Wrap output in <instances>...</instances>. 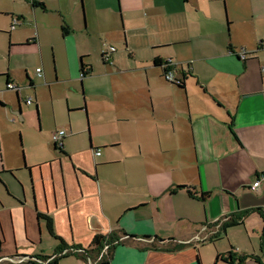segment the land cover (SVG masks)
Here are the masks:
<instances>
[{"label":"crops","instance_id":"0c3cea01","mask_svg":"<svg viewBox=\"0 0 264 264\" xmlns=\"http://www.w3.org/2000/svg\"><path fill=\"white\" fill-rule=\"evenodd\" d=\"M61 1L29 0L26 11L3 12L12 25L18 20L15 43L42 51L45 40H65L80 28L81 42L66 47V61L83 96L81 62L90 65L93 48L116 51L108 61L101 56L90 127L71 139L72 128L66 131L62 152L47 144L48 156L27 163L15 149L6 156L2 116L1 264L42 257V264H97L95 255L69 253L120 232L134 238L113 249L110 264H264V0H246L250 30L232 36L235 20L224 0ZM33 21L34 38L20 41ZM164 66L183 85L166 81ZM94 75L91 66L87 77ZM0 77L6 90L24 80L9 70ZM25 83L35 89L27 72ZM7 94L0 88V113ZM29 99L38 114L37 97ZM15 113L22 119L20 106ZM86 134L89 143L79 139ZM231 218L238 224L225 230ZM180 243L188 246L171 251Z\"/></svg>","mask_w":264,"mask_h":264},{"label":"rangeland","instance_id":"374dc122","mask_svg":"<svg viewBox=\"0 0 264 264\" xmlns=\"http://www.w3.org/2000/svg\"><path fill=\"white\" fill-rule=\"evenodd\" d=\"M28 3L29 0H0V75L2 72L9 70L24 79L23 83H21L17 77L16 84L19 87H25L27 86L26 83L24 84L27 72L29 78L35 83V89L28 87L21 89V100L20 104H18L16 92L6 90L5 78L0 77V88L9 93L7 94L9 103L6 108V114L0 113V120H2L3 116L1 134L5 154L8 156L9 152H11L10 156H12V150L14 152L15 149L16 156L21 155V158L24 157L26 163L28 157L30 158L40 152L48 156L51 150L53 151L51 136L54 131L64 130L70 132V128H72V136L68 138L71 139L77 134L75 132L87 129V122H89L90 127V120H93V88L97 82L96 74L101 71L100 65L103 62L101 58L102 49L99 53L98 48H93V57L88 61L93 66L95 75L82 79L83 96L80 92L81 84L78 80L73 81L70 77L66 61V47H71L73 43L79 44L81 42V38H79L81 34L80 28L74 27L71 29V34L65 40L57 39L53 42H51V39L45 40L42 51L38 47H23L21 46L23 43H15L16 39L13 35L15 29H20V26L15 27L11 31V37L9 38L7 33L12 28V20L1 16V14L4 15L3 12L13 9L26 11L25 4L28 5ZM69 3V0L60 2L63 7H67ZM224 4L229 22L233 23L231 19L235 20V24L230 26L229 35H233V30H235V33L247 34L248 30H250V19L248 14L249 4H246V0H224ZM48 17L49 19L46 20ZM48 17L44 21L46 22L43 25L45 27L49 25V20L53 19L54 16ZM31 25L33 28L30 27V30L26 31L19 39L20 41H23V38H27L31 34L30 39L34 38V21ZM75 25L79 26L78 23ZM105 50L111 52L112 48L107 47ZM126 60H128V57ZM37 68L44 70L45 79L36 76ZM55 72L58 75L57 82L54 81ZM75 74L81 79L79 70L78 72L75 71ZM35 97H37L39 106L38 114L35 110V104L28 106L23 101ZM85 102L87 113L84 110ZM19 106L22 119L15 113L19 110ZM79 139H86V142L89 143L88 134L81 135ZM47 144L48 148H52L50 152L46 149Z\"/></svg>","mask_w":264,"mask_h":264},{"label":"trees","instance_id":"16d2710c","mask_svg":"<svg viewBox=\"0 0 264 264\" xmlns=\"http://www.w3.org/2000/svg\"><path fill=\"white\" fill-rule=\"evenodd\" d=\"M35 6H39L44 8L43 4H35ZM83 59V58H82ZM159 64V63H157ZM169 64V63H168ZM171 64V63H170ZM81 73H82V77H87L91 74V65H86L83 63V61L81 62ZM183 85V82L182 84ZM232 127V125H230ZM181 188V187H179ZM169 193L174 192L173 189H170L168 191ZM190 196L195 198V195L191 192V190L188 191ZM210 194L209 193H203L202 196L200 197V200L202 201H206L209 198ZM238 224L237 222V218H231L230 221H228L225 225H224V229L226 230V228L231 227V226H236ZM48 229L50 234L56 238H57L52 230V226H51V222H48ZM121 237V238H120ZM129 238H134L131 235H127L125 232H120V236L116 235L115 233L110 234L108 236H102V235H98L94 238L92 245L89 249L85 250V249H80V250H76L75 253H69L72 254L71 256L75 255L76 252H78L77 256L83 258V259H87L88 257L91 258L92 255H95L94 259L96 261H98L97 264H110V257H111V252L113 251V249L119 245L120 243H122L124 240L129 239ZM60 240V239H59ZM61 245H62V249H64L63 247H65V243L61 241ZM188 244L187 243H180L177 245H174L173 250L171 251H178L181 250L185 247H187ZM262 246L264 247V234L262 236ZM152 247L154 249H156L157 247L155 245H152ZM60 248V249H61ZM68 252L65 253V255L62 256H67ZM48 258L42 257L41 259H33L30 258L26 261H24L22 264H42L44 261H46ZM60 259H54L53 261H49L46 264H59ZM243 261V260H242Z\"/></svg>","mask_w":264,"mask_h":264},{"label":"built area","instance_id":"2783aa9c","mask_svg":"<svg viewBox=\"0 0 264 264\" xmlns=\"http://www.w3.org/2000/svg\"><path fill=\"white\" fill-rule=\"evenodd\" d=\"M17 23H18V20L17 19H14L13 25H12V30L15 29ZM113 52H115V49H112L111 52L104 51L103 52V58H104V60H106V61L110 60V57H111V55H112ZM238 56L242 60H247L249 58V54L246 51H240L238 53ZM168 63H167V66H171L172 65V64H170L171 62H168ZM167 66L166 67L165 66L163 67V70H164L163 77H164V79L166 81L174 84V85H179L180 86L182 84V80H179V79L175 78L174 77V74H173V71L169 70L167 68ZM36 72H37L36 73L37 77H39V78H42L43 77V72H42L41 69H37ZM262 72H264V67H262ZM7 89L10 90V91L13 90L15 92H19V90H20V88L18 86L14 85L13 83H8L7 84ZM26 103L28 105H32L33 101H32V99H28L26 101ZM65 137H67L66 131H64V130L57 131L52 136V143H53V145H55L57 148L61 149L63 147V141H64ZM96 155L97 156H100V152H97ZM260 184H261L260 183V180H258L256 183L253 184L252 190H256L260 186ZM195 240L196 241H199V242H204V241H206V238H201V237L197 236L195 238ZM61 255H65V253L64 254H61ZM9 261H11V262H22L21 259H17V260H15V259L11 260L10 259Z\"/></svg>","mask_w":264,"mask_h":264},{"label":"flooded vegetation","instance_id":"af4514ba","mask_svg":"<svg viewBox=\"0 0 264 264\" xmlns=\"http://www.w3.org/2000/svg\"><path fill=\"white\" fill-rule=\"evenodd\" d=\"M103 59H104V58H103ZM16 86H17V85H16ZM18 87H19V86H18ZM19 88H20V90H19V92H17V93H20V91H21V89H22V87H19ZM53 146H54V149H55V150H57V151H59V152H62L63 147H62L61 149H59V148H57L55 145H53ZM24 261H26V260L23 259L22 262H15V263H17V264H22ZM7 262H9V263H13V262L9 261V259H8ZM1 263H4L3 260L0 261V264H1Z\"/></svg>","mask_w":264,"mask_h":264}]
</instances>
